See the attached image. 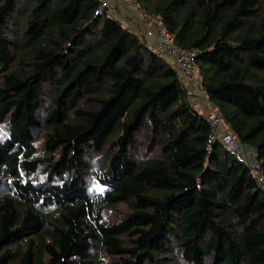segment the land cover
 I'll list each match as a JSON object with an SVG mask.
<instances>
[{
	"label": "trees",
	"instance_id": "trees-1",
	"mask_svg": "<svg viewBox=\"0 0 264 264\" xmlns=\"http://www.w3.org/2000/svg\"><path fill=\"white\" fill-rule=\"evenodd\" d=\"M135 1L197 50L264 173V0ZM96 7L0 0V264H264L247 165L209 139L175 66Z\"/></svg>",
	"mask_w": 264,
	"mask_h": 264
},
{
	"label": "built area",
	"instance_id": "built-area-1",
	"mask_svg": "<svg viewBox=\"0 0 264 264\" xmlns=\"http://www.w3.org/2000/svg\"><path fill=\"white\" fill-rule=\"evenodd\" d=\"M118 2H121L124 8L131 12L142 24L144 27L142 31L143 34L155 40L151 49L173 64L183 78L193 82L194 88L201 93L206 103L203 115L210 129L209 139L211 141L218 140L221 142L226 150L241 159V161L247 165L258 189L264 196V173L261 168L262 160L258 157L253 148L249 147L248 150L244 148L237 134L225 121L217 106L208 100L200 84V70L195 60L197 50L194 47H188L182 50L179 49L175 44L173 34L168 31L166 26L162 23H153L149 21L144 14V10L135 0H97L95 14L114 15V17L118 18V13L116 11L117 4L119 5Z\"/></svg>",
	"mask_w": 264,
	"mask_h": 264
},
{
	"label": "crops",
	"instance_id": "crops-1",
	"mask_svg": "<svg viewBox=\"0 0 264 264\" xmlns=\"http://www.w3.org/2000/svg\"><path fill=\"white\" fill-rule=\"evenodd\" d=\"M120 4L119 10H122L123 12L118 15V20L125 25L126 27L130 28L133 31L139 32V34L142 36V39L145 41L147 45L151 48L152 45H154L155 40L153 38H149L143 34V26L142 24L134 17V15L127 11L123 5H121V2H118ZM119 7V5H118ZM183 82H185V86L188 90L189 98L191 102L195 105V107L204 114L206 103L201 95L200 92H198L193 85V82L181 77ZM246 150L249 149V145H243Z\"/></svg>",
	"mask_w": 264,
	"mask_h": 264
},
{
	"label": "rangeland",
	"instance_id": "rangeland-1",
	"mask_svg": "<svg viewBox=\"0 0 264 264\" xmlns=\"http://www.w3.org/2000/svg\"><path fill=\"white\" fill-rule=\"evenodd\" d=\"M121 5H122V4H121ZM119 8H120V4H119V7H118V4H117V9H116V11H117L118 15L120 14V12H121V13L123 12L122 10H119ZM39 137H42V138L39 139V143H38V146L40 147L44 135H43V136H39ZM91 187H92V189H94V190H99V186H98V184H97L96 182H94V181L91 182ZM123 209H124L123 206H118L117 209H115V210H113L112 212H110L111 217H114V216L116 215V213H117L118 210H123Z\"/></svg>",
	"mask_w": 264,
	"mask_h": 264
}]
</instances>
